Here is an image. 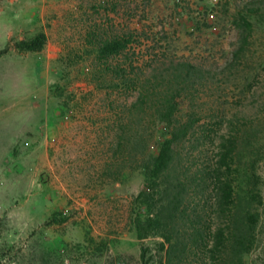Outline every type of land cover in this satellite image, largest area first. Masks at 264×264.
<instances>
[{
	"label": "rangeland",
	"instance_id": "374dc122",
	"mask_svg": "<svg viewBox=\"0 0 264 264\" xmlns=\"http://www.w3.org/2000/svg\"><path fill=\"white\" fill-rule=\"evenodd\" d=\"M41 33V52L15 48ZM130 35L120 56L99 58L102 44ZM7 45L0 264H140L142 245L158 261L162 239L139 241L133 221L146 214L145 163L169 137L151 77L177 62L205 72L177 100L176 119L199 120L182 158L212 164L222 136L240 137L234 164H255L263 198L244 264H264V0H0V51ZM143 95V111L132 107Z\"/></svg>",
	"mask_w": 264,
	"mask_h": 264
},
{
	"label": "trees",
	"instance_id": "16d2710c",
	"mask_svg": "<svg viewBox=\"0 0 264 264\" xmlns=\"http://www.w3.org/2000/svg\"><path fill=\"white\" fill-rule=\"evenodd\" d=\"M243 27L250 35L252 24L245 18ZM46 43L47 37L41 33L17 42L15 48L41 52ZM131 43V35L114 37L100 46L99 58L118 57ZM9 51L7 45L0 51V58ZM243 51L241 47L236 58ZM129 67L133 71L134 63L130 62ZM125 72L119 70L117 74L124 78ZM156 73L151 78L163 89L156 112L169 137L158 154L145 163V184L137 201L146 214L136 216L133 227L141 242L156 234L162 241L157 243V262L151 248L142 245L140 264H244V256L256 242L258 207L263 204L255 164L249 171L237 170L234 163L241 148L238 135L221 137L212 164L203 166L182 158L179 147L191 141L194 124L199 120L194 115L185 122L176 119L177 100L204 80L205 72L189 62H177ZM146 98L143 95L141 102L132 107L140 105L143 111ZM198 141L192 140L194 149H199Z\"/></svg>",
	"mask_w": 264,
	"mask_h": 264
}]
</instances>
